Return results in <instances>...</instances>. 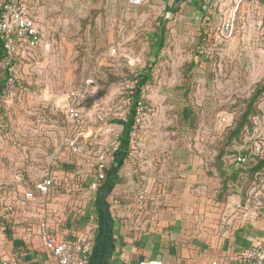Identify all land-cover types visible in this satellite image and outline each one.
I'll return each instance as SVG.
<instances>
[{
  "label": "rangeland",
  "instance_id": "obj_1",
  "mask_svg": "<svg viewBox=\"0 0 264 264\" xmlns=\"http://www.w3.org/2000/svg\"><path fill=\"white\" fill-rule=\"evenodd\" d=\"M23 3L42 39L31 56L15 58V82L0 95V207L2 199L19 198L14 188L51 174L48 200L63 223L59 228L67 237L75 234L95 194L96 151L118 142L136 84L132 76L154 60L113 185L119 187L117 199L148 201L140 192L150 176L156 188L150 196L160 190L169 200L175 186L203 188L211 177L219 182L220 166L242 173L234 183L240 192L226 190L225 198L236 193L253 201L257 190L264 193V166L254 169L264 159V93L231 138L248 99L264 82V3L240 8L231 0H213L202 16L193 15L190 4L164 11L157 0ZM162 23L164 45L155 58L154 33ZM88 79L97 89L79 103L81 131L88 136L78 139L83 153L75 155L64 144L76 131L63 105ZM185 105L192 110L187 124ZM245 152L244 165L236 164ZM2 190L11 192L4 198Z\"/></svg>",
  "mask_w": 264,
  "mask_h": 264
},
{
  "label": "crops",
  "instance_id": "obj_2",
  "mask_svg": "<svg viewBox=\"0 0 264 264\" xmlns=\"http://www.w3.org/2000/svg\"><path fill=\"white\" fill-rule=\"evenodd\" d=\"M212 1L157 0V3L171 13L190 4L193 15L202 16ZM231 1L240 8L264 3V0ZM32 51H21L16 57L25 59ZM45 92L44 98H48V90ZM2 93L0 89V95ZM66 99L67 96L65 102ZM87 136L83 133L84 138ZM231 170L225 169L229 173ZM33 174L29 175L33 177ZM47 175L53 177L51 174L44 176ZM216 175L219 182L218 178L211 177L207 187L175 186L169 200L161 197L160 193L164 191L160 190L157 196H150L156 188L151 187L148 176L140 192L141 198L146 197L148 201L140 202L119 201V187L108 186L110 191L106 192L104 179L94 187V197L85 207L87 213L79 220L81 225L76 227V233L69 237L67 231L59 228L63 223L53 212L48 194L35 192V199L22 203L24 192L33 190L34 184L18 186L13 190L19 193V198L12 202L2 199L4 205L0 207V264L3 258H15L19 264H56L53 254L45 249L42 238L35 233L40 221L48 222L52 230L61 232L68 239L89 236L92 244L88 264H264L262 250L250 261L244 258V254L264 236V193L257 190L254 193L257 199L253 201L245 196L242 199L236 193L225 198L226 190L238 188L240 192V188L233 179L223 189L220 175ZM9 192L11 190H2L4 198ZM105 192L106 197L103 196ZM204 192L206 196L202 195ZM133 195L139 197L137 193ZM150 198L154 201L149 202ZM28 228L34 231L32 236H26ZM7 229L11 237L7 235Z\"/></svg>",
  "mask_w": 264,
  "mask_h": 264
},
{
  "label": "built area",
  "instance_id": "obj_3",
  "mask_svg": "<svg viewBox=\"0 0 264 264\" xmlns=\"http://www.w3.org/2000/svg\"><path fill=\"white\" fill-rule=\"evenodd\" d=\"M130 1L139 4L145 0ZM223 28L228 30L230 25L227 23ZM41 39L42 35L37 22L23 3V0H0V66L6 70V73L0 76V85L3 84L5 90L14 84L17 76L16 70L14 69V60L16 56L20 54L21 51L30 52L34 50L39 45ZM96 89L97 88L92 87V81L88 79L85 86H81L67 94V99L64 104L65 113L75 124L76 134L73 136L68 135L64 139V144L72 154L77 155L83 153V148L78 141V139L83 136V132L81 131L82 115L78 108L79 103L83 98L94 94ZM139 105L140 101L137 103L135 121L138 120V113H140ZM135 121L132 130L135 128ZM118 150L119 143L114 140L108 147H100V149L96 151V183L94 186L106 178V170L114 163L115 154ZM236 161L237 163L245 162L246 157L238 156ZM53 182L54 178L48 175L33 182L34 189L24 192L21 199L22 203L27 200L35 199V192L41 195L48 194L53 187ZM36 227L35 233L42 238L45 249L49 251L50 254H53L56 264L89 263V253L92 244L89 236L80 235L75 239H68L61 232L52 230L51 226L46 221H40ZM25 234L26 236H32L34 231L28 228L25 230ZM259 250L264 251V236L261 240H257L251 250L244 254L245 260L250 261L256 258ZM2 264L19 263L15 258H3Z\"/></svg>",
  "mask_w": 264,
  "mask_h": 264
},
{
  "label": "trees",
  "instance_id": "obj_4",
  "mask_svg": "<svg viewBox=\"0 0 264 264\" xmlns=\"http://www.w3.org/2000/svg\"><path fill=\"white\" fill-rule=\"evenodd\" d=\"M163 32H164V25L162 23L161 27L159 28V30H156V32L154 33V37H155V42L156 45V51L154 52L155 54V58L156 56L159 54L161 48L164 45V37H163ZM156 60H154L153 62H151L150 66H148V68H144L142 70H140L139 72L136 73L135 76H132V79H134L136 81V84L134 86V88L132 89V92L130 94V99H131V105L129 107V112L127 113V119L125 122L122 121V124L124 125L123 131L121 132V134L119 135L118 138V142H119V150L118 152H116L115 154V161L112 165H110V167L106 170V178H105V183H103L104 185H106L105 187V191L109 192V188L108 186L111 188L113 185H115L116 183H118V172L123 164L124 159L127 157L128 152H129V137H130V133L132 131V127L135 121V113H136V109H137V103L141 98V94H142V88L143 86L148 82V80L151 77V73L153 70V67L155 65ZM4 88L3 84L0 85V89ZM264 93V82L260 83L256 89L254 90L253 94L250 96V98L248 99L247 103H246V109L244 111V113L242 114L240 120L238 121L237 125L235 126L234 130L231 133V138L235 137L236 135L239 134V132L243 129V127L245 126L248 117L250 115H252V112L254 111V104L257 101V99ZM182 119L183 122L185 124L189 123V121L191 120V114H192V110L189 106H184L182 108ZM247 152L243 153L240 156H246ZM245 162H240L236 164L239 165H244ZM264 166V159L262 160H258V163L255 164L254 169H260ZM219 175H220V179H221V186L223 189L227 188V184L229 181H232L233 179L237 180V177L239 176V170L237 169H233L231 170L232 173H229L228 171H225L226 168L223 167H219ZM232 175L234 176V178H232ZM103 193V196L106 197V195L108 194ZM102 196V197H103ZM103 197V199H104ZM102 199V198H101ZM8 228V227H7ZM7 235L9 237H11V233L9 232V230L7 229Z\"/></svg>",
  "mask_w": 264,
  "mask_h": 264
}]
</instances>
